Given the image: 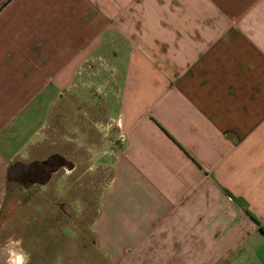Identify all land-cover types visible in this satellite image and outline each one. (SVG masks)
<instances>
[{
    "label": "crops",
    "instance_id": "obj_1",
    "mask_svg": "<svg viewBox=\"0 0 264 264\" xmlns=\"http://www.w3.org/2000/svg\"><path fill=\"white\" fill-rule=\"evenodd\" d=\"M102 115L106 264H264V0H0V215L33 189L85 229L54 198L101 166Z\"/></svg>",
    "mask_w": 264,
    "mask_h": 264
},
{
    "label": "rangeland",
    "instance_id": "obj_2",
    "mask_svg": "<svg viewBox=\"0 0 264 264\" xmlns=\"http://www.w3.org/2000/svg\"><path fill=\"white\" fill-rule=\"evenodd\" d=\"M57 1L60 4L61 0ZM48 5L50 6V4ZM57 9V7H54L53 14L62 15L63 11ZM64 12L67 13L66 11ZM119 63L124 67L125 58L119 60ZM105 77L108 83L110 81L114 83L113 77L110 75ZM108 110L112 114L114 113L112 107ZM102 116L101 166L94 173L95 176H93V172H86L85 178L89 179L90 183H87L89 186L87 185L84 188L71 187L69 194L68 191H64V194H62V188H60V191L58 190L57 192L59 196L54 198V203L56 204L67 201V196L70 200L76 196L84 199V201L80 200L78 203L80 210L84 206V211L87 215L84 223V226L86 225L85 229H83L81 222L80 225L78 224L77 219L74 220L75 224H73L68 222L70 220L59 216L60 214L53 216L55 218H50L49 202L44 200L45 198H40L33 189L28 192L21 191L19 195L13 193L16 198L13 199L11 208L5 212L3 211L0 215L1 223L4 224L0 225V243H7L11 253L16 251V255H20L22 261H28L25 264H106L95 248L94 235L89 229V223L93 213L97 210L99 196L100 194L103 195L111 179L113 157L111 152L115 150V146H121L122 132L120 126L117 125V132L114 133L112 129L114 123L108 118L104 120V115ZM109 132H111V135ZM56 207L54 206V209L58 210ZM13 208L16 212L13 211ZM63 220L64 224L68 226L64 227L62 231L60 228H57V230L56 228H51V223L59 227V223Z\"/></svg>",
    "mask_w": 264,
    "mask_h": 264
},
{
    "label": "flooded vegetation",
    "instance_id": "obj_3",
    "mask_svg": "<svg viewBox=\"0 0 264 264\" xmlns=\"http://www.w3.org/2000/svg\"><path fill=\"white\" fill-rule=\"evenodd\" d=\"M46 222H48V221H46ZM8 250H9V246L7 243H0V264H5V261L9 260L10 258L14 259V253H15V255L17 254L16 251L11 253V250H9V251ZM27 262L28 261H23V264H25Z\"/></svg>",
    "mask_w": 264,
    "mask_h": 264
},
{
    "label": "trees",
    "instance_id": "obj_4",
    "mask_svg": "<svg viewBox=\"0 0 264 264\" xmlns=\"http://www.w3.org/2000/svg\"><path fill=\"white\" fill-rule=\"evenodd\" d=\"M18 163H16V162H14L13 163V165H11V168L13 167V166H15V165H17ZM23 167L24 168H27V172H26V174H28V173H32V174H34L35 172H36V162H31V163H26V164H23ZM261 230H262V232L264 233V228L263 227H261Z\"/></svg>",
    "mask_w": 264,
    "mask_h": 264
},
{
    "label": "clouds",
    "instance_id": "obj_5",
    "mask_svg": "<svg viewBox=\"0 0 264 264\" xmlns=\"http://www.w3.org/2000/svg\"><path fill=\"white\" fill-rule=\"evenodd\" d=\"M5 264H23L22 257L20 255L14 254V259L10 258L5 261Z\"/></svg>",
    "mask_w": 264,
    "mask_h": 264
}]
</instances>
